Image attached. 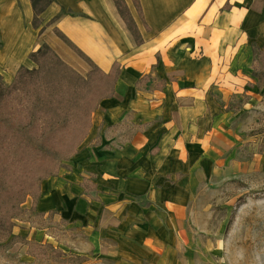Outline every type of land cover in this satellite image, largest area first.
I'll return each instance as SVG.
<instances>
[{
    "label": "crops",
    "instance_id": "obj_1",
    "mask_svg": "<svg viewBox=\"0 0 264 264\" xmlns=\"http://www.w3.org/2000/svg\"><path fill=\"white\" fill-rule=\"evenodd\" d=\"M122 1L124 13L115 0H53L35 25L31 0H0V75L9 73L10 82L19 67L34 66L30 53L44 42L80 73L90 65L68 40L105 72L120 64L113 94L93 112L69 167L41 182L35 207L74 218L96 209L99 226L115 224L140 243L174 235L179 224L171 227L166 215L183 221L189 212V157L203 149L211 110L219 108L211 87L199 93L206 61L236 62L239 46L252 59V44L264 46V0H138L140 10ZM194 49L202 57H191ZM173 93L178 105L160 132L129 139L107 129L155 119ZM117 138L123 143L115 145Z\"/></svg>",
    "mask_w": 264,
    "mask_h": 264
},
{
    "label": "rangeland",
    "instance_id": "obj_2",
    "mask_svg": "<svg viewBox=\"0 0 264 264\" xmlns=\"http://www.w3.org/2000/svg\"><path fill=\"white\" fill-rule=\"evenodd\" d=\"M236 51V62L235 57L220 62L214 55L206 61V88L199 93L211 87L219 108L211 110L203 149L189 157L190 210L183 221L166 215L171 227L179 224L174 235L138 243L115 224L99 226L96 209L86 218L58 211L44 215L32 210L27 198L10 234L0 236V264H264V85L251 75L253 62L243 46ZM190 52L202 57L201 50ZM9 77L5 74L4 81ZM169 95L167 109L155 119L107 129L129 139L160 132L178 105L179 94ZM121 138L115 145L123 143Z\"/></svg>",
    "mask_w": 264,
    "mask_h": 264
},
{
    "label": "trees",
    "instance_id": "obj_3",
    "mask_svg": "<svg viewBox=\"0 0 264 264\" xmlns=\"http://www.w3.org/2000/svg\"><path fill=\"white\" fill-rule=\"evenodd\" d=\"M51 1L31 0L33 24ZM115 1L124 13L123 1ZM133 1L140 10L138 0ZM67 42L89 63L85 73L44 42L30 53L35 66L19 67L10 82L0 75V236L10 234L27 198L34 210L41 182L66 167L87 136L98 104L114 92L120 64L115 61L105 72ZM251 50V75L264 85V46L253 43Z\"/></svg>",
    "mask_w": 264,
    "mask_h": 264
}]
</instances>
